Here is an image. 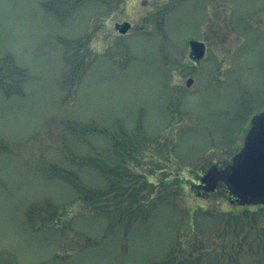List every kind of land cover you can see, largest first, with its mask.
Wrapping results in <instances>:
<instances>
[{
	"label": "rangeland",
	"instance_id": "obj_1",
	"mask_svg": "<svg viewBox=\"0 0 264 264\" xmlns=\"http://www.w3.org/2000/svg\"><path fill=\"white\" fill-rule=\"evenodd\" d=\"M262 112L264 0H0V264H264V206L193 187Z\"/></svg>",
	"mask_w": 264,
	"mask_h": 264
},
{
	"label": "water",
	"instance_id": "obj_2",
	"mask_svg": "<svg viewBox=\"0 0 264 264\" xmlns=\"http://www.w3.org/2000/svg\"><path fill=\"white\" fill-rule=\"evenodd\" d=\"M130 23L120 26L121 33L130 29ZM196 59L205 54V45L199 41L191 42ZM193 80L189 79L190 86ZM234 163L226 175L228 189L244 203L264 204V113L257 116L243 150L234 157Z\"/></svg>",
	"mask_w": 264,
	"mask_h": 264
}]
</instances>
